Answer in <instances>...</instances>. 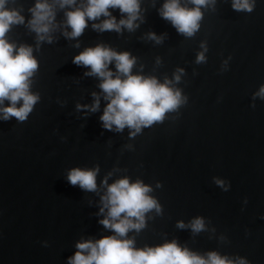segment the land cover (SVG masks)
Wrapping results in <instances>:
<instances>
[{"label":"water","instance_id":"1","mask_svg":"<svg viewBox=\"0 0 264 264\" xmlns=\"http://www.w3.org/2000/svg\"><path fill=\"white\" fill-rule=\"evenodd\" d=\"M249 2L251 11L234 9L233 0L202 6L192 36L160 16L164 0H140L133 30L98 31L92 25L102 16L76 38L65 35L66 9L57 6L49 41L28 26L36 0H8L24 23L6 39L32 48L38 69L30 91L39 99L24 121L0 118V264H68L77 242L112 235L99 222L102 181L124 177L149 186L160 205L145 213L140 231L127 233L136 248L176 240L202 256L264 264V0ZM110 12L117 22L126 17ZM96 45L130 53L133 74L167 80L181 93L179 106L135 135L127 126L104 128L100 78L73 63ZM77 167L98 169L96 191L68 182ZM197 217L204 229L193 232Z\"/></svg>","mask_w":264,"mask_h":264},{"label":"clouds","instance_id":"2","mask_svg":"<svg viewBox=\"0 0 264 264\" xmlns=\"http://www.w3.org/2000/svg\"><path fill=\"white\" fill-rule=\"evenodd\" d=\"M7 2L0 0V118L7 120L15 117L24 121L39 99L30 91V78L38 69V61L30 46L17 47L6 39L12 25L24 23V17L18 10L6 7ZM190 3L191 7L182 4L181 0H164L159 9L160 16L186 36H192L198 30L202 19L201 7L214 3V0H190ZM57 6L66 9L64 23L71 31L65 32V35L69 38L79 37L88 21H97L102 16L104 19L100 23L92 25L101 32H119L121 28L133 30L137 27L135 22L141 19L140 0H81L80 3L77 0H36L30 9L32 16L28 26L37 34L38 40H51L49 33L54 26ZM232 6L236 10L247 11L253 7L249 0H233ZM117 8L126 14L118 22L110 12V9ZM149 35L157 42L161 39L155 33ZM197 60H204L203 53L198 55ZM73 63L89 67L86 75L100 78L99 86L108 101L100 117L106 129L111 130L115 126L119 131L127 126L134 129L131 134L135 135L142 127L161 121L166 112L175 110L181 103L180 91L173 90L167 80L160 83L154 77L133 74L131 70L135 58L128 52L96 45L74 56ZM112 63L115 64V72L108 67ZM175 79L179 80V75ZM259 94L264 96V87ZM5 100L9 103L2 106ZM98 107L97 97L90 110L96 111ZM97 173L98 169L72 168L67 180L83 190L96 191ZM102 183L107 187L101 197L100 212L106 214L99 222L113 234L77 242V250L68 258V264H234L215 251L202 256L181 246L176 240L136 248L134 240L127 238V233L140 231L145 226V213L153 208L159 212L160 205L148 195L151 188L139 180L132 182L124 177L110 185L107 179ZM177 226L185 227L182 221ZM190 227L193 232H200L204 229L203 219L195 218ZM235 264H246V261L239 259Z\"/></svg>","mask_w":264,"mask_h":264}]
</instances>
